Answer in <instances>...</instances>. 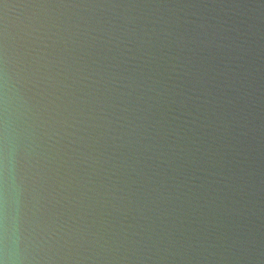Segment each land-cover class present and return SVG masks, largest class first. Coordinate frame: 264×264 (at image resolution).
<instances>
[{"label":"clouds","instance_id":"clouds-1","mask_svg":"<svg viewBox=\"0 0 264 264\" xmlns=\"http://www.w3.org/2000/svg\"><path fill=\"white\" fill-rule=\"evenodd\" d=\"M0 264H264V0H0Z\"/></svg>","mask_w":264,"mask_h":264}]
</instances>
